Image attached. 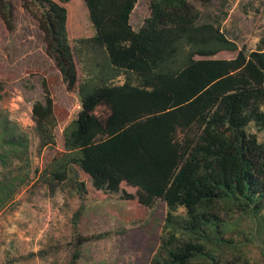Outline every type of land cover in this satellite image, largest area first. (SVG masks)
<instances>
[{"label":"trees","instance_id":"obj_1","mask_svg":"<svg viewBox=\"0 0 264 264\" xmlns=\"http://www.w3.org/2000/svg\"><path fill=\"white\" fill-rule=\"evenodd\" d=\"M69 1L24 7L81 108L62 129L63 148L40 171L32 169L30 132L0 111V210L35 174L51 191L80 174L71 264L86 242L105 235L78 230L90 193H120L147 208L166 203L149 264L247 263L250 244H264V141L250 131L252 123L264 131V36L248 51L218 17L202 20L198 3L214 0H151L138 29L130 22L138 0H84L96 33L72 44ZM0 16L13 31L10 0H0ZM227 52L234 56H220ZM43 87L32 107L40 154L56 147L59 124Z\"/></svg>","mask_w":264,"mask_h":264},{"label":"rangeland","instance_id":"obj_2","mask_svg":"<svg viewBox=\"0 0 264 264\" xmlns=\"http://www.w3.org/2000/svg\"><path fill=\"white\" fill-rule=\"evenodd\" d=\"M10 1L15 29L9 31L0 16V111H7L30 132L32 169L40 171L56 150L63 148L62 129L77 115L81 100L77 90L67 89L47 55L38 22L24 7L26 0ZM150 1L138 0L130 19L135 29L150 15ZM64 5L68 8L72 44L77 38L96 33L84 0H71ZM198 6L202 20L218 17L223 31L248 51L254 50L264 36V0H214ZM78 67L81 77L80 64ZM44 82L54 99L59 124L56 147L40 154L32 107L35 101L44 99ZM250 131L264 141V131L253 123ZM76 178L84 176L71 173L69 179L51 191L35 174L32 182L16 195V202L0 210V264H71L72 216L81 204ZM119 194L105 199L96 193L86 196L78 230L84 236L105 235L86 242L76 264H149L157 253L166 203L158 201L154 208H147L121 199ZM263 246L260 241L250 244L245 264H264Z\"/></svg>","mask_w":264,"mask_h":264}]
</instances>
